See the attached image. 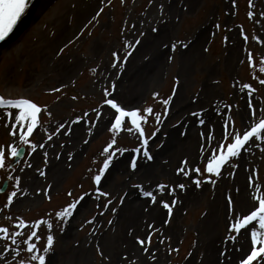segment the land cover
I'll list each match as a JSON object with an SVG mask.
<instances>
[{"label": "rangeland", "instance_id": "374dc122", "mask_svg": "<svg viewBox=\"0 0 264 264\" xmlns=\"http://www.w3.org/2000/svg\"><path fill=\"white\" fill-rule=\"evenodd\" d=\"M35 2V21L0 54V95L41 108L29 145L19 140L26 128L8 115L15 110L0 109V147L25 148L13 166L9 151L0 168V187L7 182L0 227L22 233L15 245L0 239V249H11L0 252V264H29L33 253L23 241L33 229L17 228L21 219L53 224L50 264H238L250 233L229 228L264 197V135L220 175L205 167L218 143H226L225 122L241 131L264 118V0ZM106 99L153 110L142 111L151 160L138 133L109 131L115 110ZM113 136L109 151H121L96 184ZM81 196L66 221L55 216ZM36 231L41 239L32 242L42 251L48 230ZM149 236L150 244L138 242Z\"/></svg>", "mask_w": 264, "mask_h": 264}, {"label": "snow or ice", "instance_id": "6c2138e0", "mask_svg": "<svg viewBox=\"0 0 264 264\" xmlns=\"http://www.w3.org/2000/svg\"><path fill=\"white\" fill-rule=\"evenodd\" d=\"M27 0H0V40H4L10 32H12L13 27L17 24V21L24 14L25 9L27 8ZM251 15V14H250ZM157 29L153 28L152 31H156ZM139 41H137L138 43ZM173 49L175 48V44L172 45ZM115 55V53L113 54ZM264 71V68L261 69ZM264 84V81H261ZM245 87H249L245 85ZM251 93H249L250 95ZM105 95H109V93L105 92ZM105 103L109 105L115 111L113 112V117L110 121L111 127L109 129L112 133H118L121 130H126L128 133H132L135 131L138 133L141 138V143L144 146L143 155L147 157L149 160L152 159L151 155H149L147 151L148 139L145 138V132L143 128V124L147 123V116L142 114H152V109L150 107L144 108L142 111L140 109H131L127 110L122 107L115 99H106ZM164 104H168L169 101H163ZM248 107L251 109L252 104L249 101ZM9 108L15 111L10 112L8 115L11 116L20 128H26V131H22L19 133V140L22 141L25 145H29V137L32 135L34 129L37 127L39 123L38 116L41 113V108L38 107L36 103L26 98H18V99H5L2 95H0V109ZM193 115H196L195 113ZM255 117V110L252 111L250 119ZM156 120L159 123L160 117L157 114ZM201 124L204 123L203 120L200 121ZM231 125L228 122H225L224 130L222 133L221 139L226 141V143H218L217 149L212 151L210 158L208 159V163L205 167V171L209 174L220 175V170L223 165H225L230 158L236 157L240 154L241 150L245 148V146L249 142H254L255 139L261 138L264 135V118L258 120V122H254L251 125H247L244 130L241 131H230ZM11 135L16 136L17 132L13 131ZM155 135V132L153 133ZM51 139V137H49ZM230 141V142H227ZM116 144V138L113 136L111 141L107 144V147L103 149V153L106 154L105 159L103 160V166L99 169V174L94 176V181L96 184L101 182V177L105 173V171L110 167L113 163V158L115 157L117 152H120V149H116L114 152H110L109 150L113 148V145ZM30 147L34 150L36 148L35 144H31ZM42 147V145H41ZM10 151L12 157H17L20 155V152L16 146L8 145L7 148L0 147V168L5 167V162L7 159V153ZM135 152H140L141 149L136 148L133 149ZM186 163V162H185ZM130 167L135 169L137 167L136 159H131ZM184 175H188V172L184 169H180ZM194 172L199 173L200 169H193ZM43 174V173H42ZM17 185L19 184V178H16ZM194 183L199 186L201 181L196 179ZM161 189L165 187V185L159 186ZM181 189L184 188L183 184L178 185ZM145 196H152L151 192H144ZM71 196V193H68ZM101 195H107V193H101ZM17 196V191H12L7 196L8 204L13 203V198ZM153 201H155V197L153 196ZM256 203L252 204L248 211L241 216H237L234 218V222L230 224V231L235 232L236 234H240L243 230L246 234L250 233V244L248 250L241 256L238 264H264V197H255ZM83 200V196H81L78 200L73 201L67 204L62 210L55 213L57 218L66 221L68 217L73 215V210L77 208V205L80 201ZM110 203V201H109ZM229 204H231V200H229ZM165 208H169L167 203L163 205ZM258 224V227H257ZM41 225H46L47 234L45 236V245L43 246L42 251H40L37 247V244L33 241L40 240L41 237L38 236L36 229H38ZM17 228L28 229L32 228L33 230L27 236L23 242L27 246V252L33 253L30 257L29 264L32 262H38V264H50V261L47 259V255L53 249L54 246V235L52 234L53 224L47 220H37L31 224L25 223L23 219L19 221L16 225ZM0 239L9 240L13 245L17 243L16 237L21 236L22 233L19 231L10 232L7 227H0ZM237 236H231L229 239L235 240ZM141 245L150 244L151 237L149 236L146 240H138ZM145 251L148 249L145 248ZM16 255H19V250H15ZM40 252V254H35L36 252ZM0 252H11L9 246L5 245L4 248L0 249ZM20 264H25L24 260H20Z\"/></svg>", "mask_w": 264, "mask_h": 264}, {"label": "water", "instance_id": "95a60500", "mask_svg": "<svg viewBox=\"0 0 264 264\" xmlns=\"http://www.w3.org/2000/svg\"><path fill=\"white\" fill-rule=\"evenodd\" d=\"M36 4L37 3L35 2V0H32V2L29 5L30 8L28 9V12L22 15L21 18L17 21V24L13 27L12 32H10L9 35L4 40H0V54H1V51L4 49L9 50L11 46L18 41L21 34L27 31L29 25L33 21H35L36 17L35 18L33 17V12H34L35 7H37ZM18 150L20 152V155L13 158L10 166L15 165L22 159L24 152H25V148L20 147ZM6 187H7V182L4 181L2 186L0 187V193H3L6 190Z\"/></svg>", "mask_w": 264, "mask_h": 264}]
</instances>
